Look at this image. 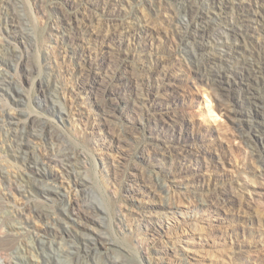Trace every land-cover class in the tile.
Wrapping results in <instances>:
<instances>
[{
  "label": "rangeland",
  "instance_id": "1",
  "mask_svg": "<svg viewBox=\"0 0 264 264\" xmlns=\"http://www.w3.org/2000/svg\"><path fill=\"white\" fill-rule=\"evenodd\" d=\"M0 67L12 126L77 156L0 150V193L7 174L27 190L7 207H92L85 231L23 221L30 264L66 262L32 249L60 245L95 264H264V0H0Z\"/></svg>",
  "mask_w": 264,
  "mask_h": 264
},
{
  "label": "bare ground",
  "instance_id": "2",
  "mask_svg": "<svg viewBox=\"0 0 264 264\" xmlns=\"http://www.w3.org/2000/svg\"><path fill=\"white\" fill-rule=\"evenodd\" d=\"M8 59V58H7ZM83 75V74H82ZM0 91L11 93L16 98L14 84L8 74L0 67ZM62 111V110H61ZM15 116L6 108L0 107V136L5 140V144L0 148L3 154H10L18 162L29 166H46L54 164L62 168L72 166L77 158L72 152L64 148H53L51 152L40 154L37 152V145L41 143L43 138L42 125L36 120H27L22 126L13 127ZM54 177V175H51ZM23 176L10 177L8 174L1 180L3 193H0V214L7 211L10 213L9 218L0 219V264H30L31 259L27 253L30 247L19 244L18 236L23 221L30 222L32 218H38L43 222L57 226L64 224L65 226L75 225L81 231L89 229V225L84 218H89L90 204L79 198L68 197L64 206L50 205L37 206L35 204H27L20 208L10 210L6 201L9 195L15 192H26L23 186ZM42 194L48 198L61 199L65 195L61 190L51 185L45 184L42 188ZM83 239V247L86 249L91 244L94 237L90 234L81 232ZM18 243V247L15 246ZM79 248V247H78ZM42 257H49L54 253H62L67 258L66 262L59 264H95L86 260L81 262L73 258V253L77 251L76 247L65 246H49V247H32ZM76 258V257H75ZM99 264H116L113 259L103 260Z\"/></svg>",
  "mask_w": 264,
  "mask_h": 264
}]
</instances>
